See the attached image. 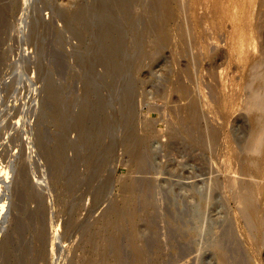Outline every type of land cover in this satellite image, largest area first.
Instances as JSON below:
<instances>
[{
    "label": "rangeland",
    "instance_id": "rangeland-1",
    "mask_svg": "<svg viewBox=\"0 0 264 264\" xmlns=\"http://www.w3.org/2000/svg\"><path fill=\"white\" fill-rule=\"evenodd\" d=\"M263 70L264 0H0V264H264Z\"/></svg>",
    "mask_w": 264,
    "mask_h": 264
},
{
    "label": "bare ground",
    "instance_id": "bare-ground-1",
    "mask_svg": "<svg viewBox=\"0 0 264 264\" xmlns=\"http://www.w3.org/2000/svg\"><path fill=\"white\" fill-rule=\"evenodd\" d=\"M263 26V25H262ZM262 73H264V70H263V72ZM262 83V82H261ZM258 99V100H257ZM256 100V104H258V106H260L261 108H263V111H264V87H263V90H262V92L258 95V98H257ZM255 105V104H254ZM257 107V106H256ZM254 144V143H253ZM215 180V179H214ZM244 187V186H243ZM240 189H242V188H240ZM242 191H244L243 189L241 190V191H238V195L240 196V199H241V201H242V203H243V205H250L251 203H250V196H248V193H245V191L244 192H242ZM203 195V194H202ZM201 197V196H200ZM198 198V197H197ZM203 205V204H202ZM248 205V206H249ZM245 206H244V208H245ZM242 207V204L240 205V207L239 208H241ZM247 207V206H246ZM202 209V208H201ZM197 211V210H196ZM200 214V213H199ZM246 221V220H245ZM222 253V252H221ZM220 253V254H221ZM227 253V252H226ZM224 254V253H223ZM220 258V257H219ZM221 263H223V264H225V262L228 260L227 258H226V256L225 255H221ZM262 262H264V257H262V259H261V263ZM228 263V262H227Z\"/></svg>",
    "mask_w": 264,
    "mask_h": 264
}]
</instances>
